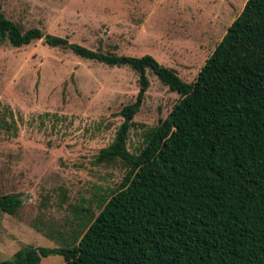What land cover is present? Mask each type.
Masks as SVG:
<instances>
[{"label": "rangeland", "instance_id": "1", "mask_svg": "<svg viewBox=\"0 0 264 264\" xmlns=\"http://www.w3.org/2000/svg\"><path fill=\"white\" fill-rule=\"evenodd\" d=\"M247 0H0L24 28L93 50L153 55L194 81ZM141 30L149 34H141ZM150 85L127 142L138 153L145 132L167 117L180 94L147 69ZM140 90L139 73L110 66L44 39L0 43V196L17 193L16 215L0 210V262L25 245L68 246L87 229L125 175L95 164ZM81 209H90L84 212ZM74 241L72 242V244ZM61 255L40 264H63Z\"/></svg>", "mask_w": 264, "mask_h": 264}, {"label": "trees", "instance_id": "2", "mask_svg": "<svg viewBox=\"0 0 264 264\" xmlns=\"http://www.w3.org/2000/svg\"><path fill=\"white\" fill-rule=\"evenodd\" d=\"M38 39L128 65L139 73L140 90L96 156L97 165L120 163L125 175L99 214L87 217L86 231L65 247L25 245L0 264H40L52 254L63 264H264V0L246 1L191 82L150 54L105 53L26 29L0 5V43ZM148 68L180 98L133 153L127 142L150 85ZM22 204L17 193L0 196L8 214Z\"/></svg>", "mask_w": 264, "mask_h": 264}, {"label": "crops", "instance_id": "3", "mask_svg": "<svg viewBox=\"0 0 264 264\" xmlns=\"http://www.w3.org/2000/svg\"><path fill=\"white\" fill-rule=\"evenodd\" d=\"M245 3H246V2H245ZM244 5H245V4H244ZM243 8H244V7H243ZM243 8H242V10H243ZM140 32H141V34H149V33H150V32L147 33L146 31L144 32V30H141Z\"/></svg>", "mask_w": 264, "mask_h": 264}]
</instances>
